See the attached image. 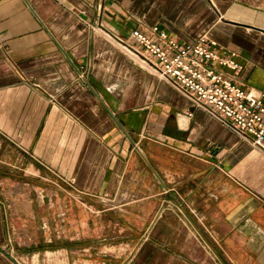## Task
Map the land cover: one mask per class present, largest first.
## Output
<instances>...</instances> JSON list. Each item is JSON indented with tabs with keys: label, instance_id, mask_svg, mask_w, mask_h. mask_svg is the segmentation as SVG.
I'll return each instance as SVG.
<instances>
[{
	"label": "crops",
	"instance_id": "0c3cea01",
	"mask_svg": "<svg viewBox=\"0 0 264 264\" xmlns=\"http://www.w3.org/2000/svg\"><path fill=\"white\" fill-rule=\"evenodd\" d=\"M154 25L235 51L232 78L264 90V0H0V171L109 206L103 246L63 264H264V153L122 46ZM5 213L0 264H20Z\"/></svg>",
	"mask_w": 264,
	"mask_h": 264
},
{
	"label": "built area",
	"instance_id": "2783aa9c",
	"mask_svg": "<svg viewBox=\"0 0 264 264\" xmlns=\"http://www.w3.org/2000/svg\"><path fill=\"white\" fill-rule=\"evenodd\" d=\"M122 46L195 107L264 153V90L257 93L232 78V70L242 69L235 51L206 35L180 42L158 25L134 28L131 42Z\"/></svg>",
	"mask_w": 264,
	"mask_h": 264
},
{
	"label": "rangeland",
	"instance_id": "374dc122",
	"mask_svg": "<svg viewBox=\"0 0 264 264\" xmlns=\"http://www.w3.org/2000/svg\"><path fill=\"white\" fill-rule=\"evenodd\" d=\"M2 171L0 200L6 210L5 247L17 262L63 264L67 256L62 253L66 249L72 254L74 248L103 246L105 241L95 237L96 219L99 215L103 216V210L109 207L104 202L95 201L102 199L101 196L79 192L53 174H50L48 181H44L43 190H29L22 183L15 184L14 178ZM37 179L34 177L33 183L39 187L41 184ZM26 199H32L33 202L27 203ZM114 211L117 214L120 212L118 208H114ZM120 231L121 228L114 229V238ZM119 241L113 239L115 247L121 245ZM69 257L72 259L79 256ZM82 257L96 259L95 256L85 254Z\"/></svg>",
	"mask_w": 264,
	"mask_h": 264
}]
</instances>
